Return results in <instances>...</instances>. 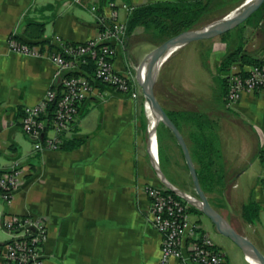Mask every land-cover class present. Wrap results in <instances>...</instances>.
<instances>
[{
  "label": "crops",
  "instance_id": "0c3cea01",
  "mask_svg": "<svg viewBox=\"0 0 264 264\" xmlns=\"http://www.w3.org/2000/svg\"><path fill=\"white\" fill-rule=\"evenodd\" d=\"M159 1L186 0H0V171L18 165L25 172L12 200H0V264H5L9 242L3 229L7 216L46 220L45 264H160L162 236L153 226L144 188L161 187L163 182L149 150L141 97L100 86L103 97L95 94L83 104L65 137L82 145L37 153L23 131V109L46 96L55 66L46 56H24L9 47L11 38L46 45L51 51L58 48L59 39L83 43L100 33L93 7L101 12L114 3L135 9ZM132 11L122 12V18L128 21ZM142 36L144 29H136L118 49L114 62L119 72L136 74L143 59L160 45L138 43ZM234 39L227 42L219 36L200 40L206 41L203 46L191 42L174 51L159 74L175 95L173 108L163 107L174 114L211 206L264 254V90L247 92L227 105L218 67L229 49L239 45ZM243 46L246 53L263 59L264 21L260 28H246ZM210 47L211 54L201 59L200 48ZM164 135L174 140L186 162L167 127ZM158 157L167 181L193 196L172 172V166L179 165L177 151L161 161L158 151ZM248 206L255 207L250 215ZM193 215L201 232L212 237L201 221L204 216ZM222 253L226 264H252L238 246Z\"/></svg>",
  "mask_w": 264,
  "mask_h": 264
},
{
  "label": "built area",
  "instance_id": "2783aa9c",
  "mask_svg": "<svg viewBox=\"0 0 264 264\" xmlns=\"http://www.w3.org/2000/svg\"><path fill=\"white\" fill-rule=\"evenodd\" d=\"M92 9L97 12L100 33L86 42L71 43L59 39L58 48L51 51L46 45L9 40L11 51L30 57L46 56L55 66L52 85L46 96L39 103L23 109V131L37 153L61 149L83 104L95 94L103 97L100 86L131 98L143 96L136 74L133 71L119 72L114 62L118 49L126 40L127 21L122 18V12L129 14L134 7L109 3L101 12L97 7ZM90 61L94 64V72L76 75ZM228 78V106H233L243 94L264 90V64H235ZM147 105L146 102L145 112ZM262 158L264 162V153ZM158 166L159 157L156 168ZM24 175L23 168L18 165L0 171V200H12ZM144 192L150 199L153 226L162 236L160 264L172 260L184 264H226L225 255L210 236L200 233V225L191 220L189 208H196L195 205L165 184L161 187L148 185ZM3 229L11 237L4 247L5 264H45L49 229L44 218L7 216Z\"/></svg>",
  "mask_w": 264,
  "mask_h": 264
},
{
  "label": "trees",
  "instance_id": "16d2710c",
  "mask_svg": "<svg viewBox=\"0 0 264 264\" xmlns=\"http://www.w3.org/2000/svg\"><path fill=\"white\" fill-rule=\"evenodd\" d=\"M239 1L240 0H186L177 2L159 1L136 6L127 21L125 42L133 35L136 29L143 28V40L153 44H161L169 38L184 31L193 30L201 25L210 23L212 21V16L216 15V13L223 10L225 7L234 3L236 4ZM244 1L245 0H243V2ZM263 21L264 4L248 19L247 22L234 29V31H237V37H234V41L240 43L237 47L229 49L220 66L218 67V73L221 76L220 86L223 95L226 96L227 105L229 94V78L227 73L231 71L232 67L235 64L248 66L264 64L263 59H256L254 56L246 53L243 46L246 28L248 26L260 28ZM40 30L42 34L43 29L41 28ZM232 31H229L220 38L228 42L231 39L230 34ZM93 72L94 64L92 61H90L89 64L84 66L82 71L76 75L92 74ZM167 113L173 120L174 114L172 112ZM157 122L159 126L160 123L158 116ZM64 141L65 143L62 145L61 149L72 150L80 147L83 143V141L77 139L65 140L64 138ZM159 153L161 161L163 158L161 148L159 149ZM254 210V206H248L246 212L248 215H250ZM189 213L203 215L201 211L193 207L189 208ZM199 232L203 233L201 230Z\"/></svg>",
  "mask_w": 264,
  "mask_h": 264
},
{
  "label": "water",
  "instance_id": "95a60500",
  "mask_svg": "<svg viewBox=\"0 0 264 264\" xmlns=\"http://www.w3.org/2000/svg\"><path fill=\"white\" fill-rule=\"evenodd\" d=\"M263 4H264V0H254L248 7H246L238 14L234 16L231 15L232 13L228 14L223 19L219 20V21L222 20L224 21V25L221 28L215 27L216 23L219 22L217 21L209 25L203 26L201 28L184 31L176 36L169 38L168 40L157 46L154 50H152L136 68V80L142 90L143 96L146 98L147 101H150L152 103L155 112L159 118V123L163 124L174 134L178 143L182 147L188 168L190 170L191 177L193 179L195 190L197 193L196 200L199 203H201V207H198L194 202L190 201L187 197L182 195L179 189L176 190L174 189V187L170 186L171 183L167 181L166 177L164 176V174L160 170V167L158 166L156 168V171L160 176L163 184L168 186L170 189L176 191L179 195L187 198L193 205L196 206V208H198L202 212L203 216L209 218L212 221L216 229L222 235L230 238L244 252V254L247 257L249 256L255 259L260 264H264V254L257 248V246L250 239H248L246 236L234 230L232 226L224 219V217L211 206L201 186L197 169L193 162L189 148L184 140V137L182 136L181 132L179 131L178 127L176 126L172 118L168 115L167 111L159 101L158 97L156 96L155 86L158 80H156L154 85L150 87L145 81L144 73L145 70L153 62L157 61L166 54L168 58L174 51H176L178 48L182 46H185L195 41L217 38L229 31L234 30L235 28L247 22L248 19L257 10H259ZM163 63L161 64V67Z\"/></svg>",
  "mask_w": 264,
  "mask_h": 264
},
{
  "label": "rangeland",
  "instance_id": "374dc122",
  "mask_svg": "<svg viewBox=\"0 0 264 264\" xmlns=\"http://www.w3.org/2000/svg\"><path fill=\"white\" fill-rule=\"evenodd\" d=\"M241 1L243 2V0H240L236 4L235 3L231 4V5L227 6V7H225L223 10L219 11L218 13H216V15L211 17L212 21L210 22V24L223 19L225 16H227L228 14L233 12L235 9H237L241 5V3H242ZM207 25H209V24H207ZM233 31L230 34L231 37L232 36L237 37V35H236L237 31H234V32ZM223 35H221V36H223ZM246 37H247V35H246ZM143 39L144 38L142 36L138 40L139 41L138 43H145V42H143V41H145ZM202 42H206V41H195L193 43L194 45H192V46H198V45L201 46ZM210 52H211V47L210 48H205V49L200 48L199 56H200L201 59H204L203 55H205V56L210 55L211 54ZM161 80H160V77H158V81H157V84L155 86L156 96L158 97V99L161 102V104L164 105V107H166L168 109H171V108H173V102H174V98H175V95L173 93L174 92V88L171 85L170 86L169 85L168 86L165 85V84H168V83H166V78H165V80L164 79H161ZM141 101H142L143 108L145 110V104H146L147 100H146V98L144 96H142L141 97ZM146 118H147V115H146ZM165 128L166 127L163 124H161V123L158 126V146H159L158 147V151L161 148L163 156L168 155V153L171 150L175 149L177 151V153L179 155V161H178L179 165L174 164V161L172 160L173 164L175 165L174 166L172 164L173 165L172 166V168H173L172 172L180 180V183H185L187 185L188 189H190V191H192L194 193L193 196H197V193H196V190H195V186H194V183H193V179L191 177L190 170L188 168L187 162H185V160L180 156V151H179L178 147H176L177 145L174 142V140L172 139L173 140V142H172V141H170L169 138H166V136L164 135ZM192 219H197V216L193 215ZM201 221H203V224L205 225V227H207L208 230H210L211 235L213 237L212 238L209 235L210 238L212 239V241L215 244H217L218 248H220V250H222V252H224L226 254V253L230 252L231 249L236 250L237 245L230 238L222 235L216 229L215 225L212 223V221L209 218L204 216ZM10 239H11L10 235L7 234V233H4V240L5 241H9Z\"/></svg>",
  "mask_w": 264,
  "mask_h": 264
},
{
  "label": "bare ground",
  "instance_id": "6f19581e",
  "mask_svg": "<svg viewBox=\"0 0 264 264\" xmlns=\"http://www.w3.org/2000/svg\"><path fill=\"white\" fill-rule=\"evenodd\" d=\"M254 0H245L236 10L231 12L232 16L238 14L242 10H244L246 7H248ZM224 25V21H219L216 23L215 27L216 28H221ZM167 58V54L158 59L157 61L153 62L146 70L144 73L145 81L147 84L151 87L154 85L156 80H158L159 77V70L161 68V64L165 61ZM147 119H148V134H149V150L151 153V156L153 158L154 164L157 166V161H158V122H157V114L155 112V109L150 101H147ZM170 186L174 187V189H178L175 186L171 185ZM180 190V189H179ZM181 194L187 197L190 201L194 202L198 207H201V203H199L197 200H194L192 196L189 194H186V192L180 190ZM248 260L252 264H260L258 261L255 259L251 258L248 256Z\"/></svg>",
  "mask_w": 264,
  "mask_h": 264
}]
</instances>
